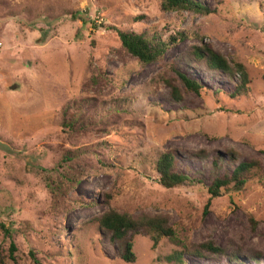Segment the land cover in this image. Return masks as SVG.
Wrapping results in <instances>:
<instances>
[{
  "label": "rangeland",
  "instance_id": "obj_1",
  "mask_svg": "<svg viewBox=\"0 0 264 264\" xmlns=\"http://www.w3.org/2000/svg\"><path fill=\"white\" fill-rule=\"evenodd\" d=\"M201 2L216 13L165 11L160 0H0L5 264H180L165 260L180 245L164 237L153 246L144 232L133 238L134 261H124L94 220L110 209L166 215L189 247L211 240L223 249L184 254L183 264H264V0ZM115 28L176 41L142 64L124 52ZM202 43L245 66L247 90L228 97L241 79L196 63L189 50ZM170 65L200 83V93L186 91ZM157 75L174 77L183 100L170 101ZM85 96L124 107L116 124L88 120L74 134L60 132V108ZM167 151L193 181L160 185L155 161ZM64 153L70 160L58 170L76 181L54 197L37 169L53 175ZM241 161L257 163L255 176L211 197L213 177Z\"/></svg>",
  "mask_w": 264,
  "mask_h": 264
},
{
  "label": "trees",
  "instance_id": "obj_2",
  "mask_svg": "<svg viewBox=\"0 0 264 264\" xmlns=\"http://www.w3.org/2000/svg\"><path fill=\"white\" fill-rule=\"evenodd\" d=\"M160 6L165 11H182L189 10L202 15H209L216 13V7L209 8L201 0H160ZM137 20H142L143 16H136ZM134 18V19H135ZM114 28V27H113ZM116 33L120 39L121 46L126 54L133 56L142 64H147L159 60L165 49L176 41V38L162 40L157 31H141L133 32L115 28ZM184 34L180 33L177 38L183 39ZM190 57L196 62L203 64L207 69L219 72L224 76L230 78L232 81L236 75H239L241 82L235 84L234 90L229 93V98L235 95L242 94L247 90L249 83V75L245 66L236 61H229L220 52L214 51L210 46L205 44H195L189 50ZM169 69L174 72L179 79L182 87L186 91H193L197 94L202 90V85L196 80L189 78L186 74L178 71L172 65ZM160 81L164 82L170 89L169 100L173 102H180L183 100L180 85L174 82V77H165L157 75ZM264 86V75L262 77ZM126 101V99H125ZM120 104H112L111 108L106 107L103 101H99L97 97L85 96L81 100L67 101L58 111V129L65 134H74L75 130L82 128L85 121L89 120L91 125L100 124L102 126H109V124H116V119L122 113ZM93 118V119H91ZM89 124V125H90ZM201 152V151H199ZM202 153V152H201ZM66 160H70V156L64 153L56 165L55 173L49 175L43 168H38L37 176L45 184V187L51 191L54 197L60 196L57 192L65 191L73 182L76 181V174L74 177L66 176L63 171L58 168H63ZM218 160L215 159V164ZM258 165L253 161L239 162L231 172H224L221 176H214L211 183L206 187L208 194L211 197L219 195L222 191L228 188H238L245 185L247 181L252 179ZM155 169L158 174V181L160 185L165 188L179 187L187 181L191 182L194 179L188 177L184 173L175 170L174 156L169 152L162 153L155 161ZM196 182L201 183L200 180ZM210 200H207L204 205V212H206ZM95 222L99 231L108 233L110 240L118 247L120 257L126 262L134 261V253L132 251L133 238L136 235L144 232L151 237L153 246H155L160 239L167 238L173 244L180 245V249L174 250L172 253L165 256L167 262L184 263V254H191L202 256L203 251L208 253H222L223 249L216 246L211 240L201 242L196 247H189L184 243L167 221V216L156 214H143L133 217L126 212H118L114 209L105 211L100 216L95 217ZM0 229L9 237V230L0 223ZM15 245L12 241L9 242L7 250V259L12 262L14 259ZM31 255L32 252H30ZM6 256L0 250V264H5ZM18 264V263H16Z\"/></svg>",
  "mask_w": 264,
  "mask_h": 264
}]
</instances>
